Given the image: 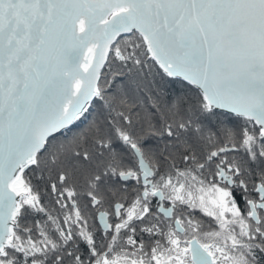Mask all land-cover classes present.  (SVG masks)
Instances as JSON below:
<instances>
[{"label": "snow or ice", "instance_id": "obj_1", "mask_svg": "<svg viewBox=\"0 0 264 264\" xmlns=\"http://www.w3.org/2000/svg\"><path fill=\"white\" fill-rule=\"evenodd\" d=\"M0 264H264V0H0Z\"/></svg>", "mask_w": 264, "mask_h": 264}]
</instances>
